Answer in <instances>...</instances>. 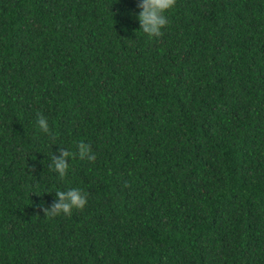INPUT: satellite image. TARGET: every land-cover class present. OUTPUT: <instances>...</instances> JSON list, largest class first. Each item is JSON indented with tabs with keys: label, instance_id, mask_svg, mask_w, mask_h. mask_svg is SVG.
Returning a JSON list of instances; mask_svg holds the SVG:
<instances>
[{
	"label": "trees",
	"instance_id": "16d2710c",
	"mask_svg": "<svg viewBox=\"0 0 264 264\" xmlns=\"http://www.w3.org/2000/svg\"><path fill=\"white\" fill-rule=\"evenodd\" d=\"M138 11L0 0V264H264V0Z\"/></svg>",
	"mask_w": 264,
	"mask_h": 264
},
{
	"label": "clouds",
	"instance_id": "9594fccd",
	"mask_svg": "<svg viewBox=\"0 0 264 264\" xmlns=\"http://www.w3.org/2000/svg\"><path fill=\"white\" fill-rule=\"evenodd\" d=\"M175 0H138L139 11L136 16L139 20V29L149 36H159L164 27L169 23L168 11L173 8ZM36 126L49 137L54 133L50 127L49 119L43 113H37ZM78 154L81 158L93 160L95 153L90 145L79 143ZM70 152L66 148L60 149V154H51V167L61 177L69 170L70 163L67 159ZM56 200L51 207L52 214L63 213L69 215L74 209L83 208L87 203L86 193L79 187H64L55 189Z\"/></svg>",
	"mask_w": 264,
	"mask_h": 264
}]
</instances>
